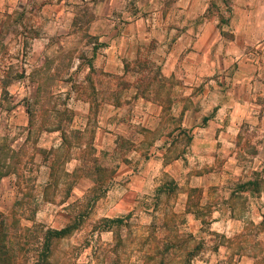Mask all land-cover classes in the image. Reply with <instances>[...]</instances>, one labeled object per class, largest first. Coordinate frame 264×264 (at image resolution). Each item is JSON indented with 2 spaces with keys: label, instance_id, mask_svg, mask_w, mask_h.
I'll return each instance as SVG.
<instances>
[{
  "label": "rangeland",
  "instance_id": "rangeland-1",
  "mask_svg": "<svg viewBox=\"0 0 264 264\" xmlns=\"http://www.w3.org/2000/svg\"><path fill=\"white\" fill-rule=\"evenodd\" d=\"M175 2L0 0V145L20 146L31 176L22 179L21 192L11 174L0 178V210L54 227L84 214L77 228L52 242L51 264H110L114 241L116 264H240L246 244L258 243L262 222L248 225L253 235L243 224L246 214L255 220L260 212L264 165L256 155L238 154L236 167L229 163L203 178L189 165L163 169L157 154L127 157L137 140L135 122L114 146L109 134L97 143V126L111 119L101 106L109 84L126 82L106 75L95 55L115 40L130 11L154 7L161 17ZM144 42L147 56L152 39ZM152 79L161 84L155 70ZM48 126L64 130V141ZM184 141L186 134L178 140ZM129 159L143 181L129 182V169L119 164ZM114 217L122 222L104 220Z\"/></svg>",
  "mask_w": 264,
  "mask_h": 264
},
{
  "label": "crops",
  "instance_id": "crops-1",
  "mask_svg": "<svg viewBox=\"0 0 264 264\" xmlns=\"http://www.w3.org/2000/svg\"><path fill=\"white\" fill-rule=\"evenodd\" d=\"M157 11H130L115 40L95 55L106 75L126 82L109 84L101 106L111 119L103 121L106 128L97 126L98 145L109 134L114 146L135 122L137 140L127 157L157 154L165 170L189 165L207 178L226 164L236 167L238 154L256 155L264 165V0H176L161 17ZM150 38L145 56L142 45ZM119 164L129 169V182L143 181L133 159ZM258 196L261 213L255 220L246 214L243 223L253 235L248 225L262 222L258 243L246 244L240 264H264V188Z\"/></svg>",
  "mask_w": 264,
  "mask_h": 264
},
{
  "label": "trees",
  "instance_id": "trees-1",
  "mask_svg": "<svg viewBox=\"0 0 264 264\" xmlns=\"http://www.w3.org/2000/svg\"><path fill=\"white\" fill-rule=\"evenodd\" d=\"M93 1V0H90ZM38 91V86H35L34 96ZM28 104V103H27ZM27 108V106H25ZM30 123V117L28 121ZM48 129L58 126H48ZM30 128H27L29 133ZM61 132V140L64 141V130L59 129ZM68 131L72 133H80L78 127L68 126ZM25 160L20 150L8 145H0V178L3 175L11 174L14 177L16 191H22V179L27 180L31 177L27 174L28 169L24 165ZM52 175L53 172L50 171ZM33 179V176H32ZM249 181L248 183H250ZM33 183V182H32ZM252 183V182H251ZM31 211V210H30ZM20 212L17 215L12 211L3 212L0 210V264H51L49 262L52 242L58 238L65 237L72 230L78 227L81 218L84 215L81 213L79 216L69 215L67 221L59 227L48 226L42 223H37L33 220L31 215L23 214ZM22 219H29V224L23 223ZM104 219V218H102ZM105 221L117 225L122 222L120 217L107 218ZM115 237H117L115 235ZM118 238V237H117ZM116 241L112 245L113 256L110 264H116L117 256ZM110 249V250H112ZM24 257L21 261V258Z\"/></svg>",
  "mask_w": 264,
  "mask_h": 264
}]
</instances>
